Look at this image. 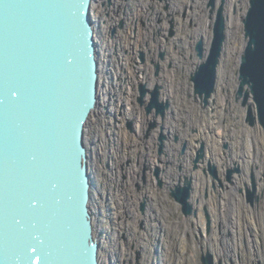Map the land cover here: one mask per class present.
<instances>
[{"label": "rangeland", "instance_id": "obj_1", "mask_svg": "<svg viewBox=\"0 0 264 264\" xmlns=\"http://www.w3.org/2000/svg\"><path fill=\"white\" fill-rule=\"evenodd\" d=\"M209 2L93 3L98 4L92 10L97 42L107 41L104 51L103 44L99 48L103 65L101 68L100 61L99 100L105 102L85 133L96 195L91 209L95 234L100 239L101 264H203L201 255L208 249L216 264H264V129L258 122H249L247 106L236 99L240 56L247 43L243 17L249 0H225L227 38L217 88L205 105L194 91L191 75L203 60L196 54L197 41L203 38L209 47L213 39L216 11L212 12ZM221 3L216 0V7ZM239 3L245 9L240 27L236 19L241 12ZM229 7L236 19L234 28L226 14ZM204 21L210 38L195 39ZM166 69L174 71V98L167 93ZM141 83L149 88L162 86L161 98L171 102L165 117L147 114L138 100ZM103 89L105 94H101ZM213 100L222 105L220 128L206 121L209 117L211 123L219 121ZM194 105L201 114H196ZM152 121L157 124L150 128ZM214 131H220L222 138L221 164L209 156L216 148L212 138L198 141L199 133L208 136ZM162 132L166 138L159 153ZM202 142L205 157L196 164ZM210 162L217 167V177L209 170ZM236 167L239 171L229 180V170ZM186 177L192 178L191 202L196 215L186 216L171 195L172 188L184 183ZM253 178L257 190L251 201ZM235 214L237 224L233 222Z\"/></svg>", "mask_w": 264, "mask_h": 264}, {"label": "water", "instance_id": "obj_2", "mask_svg": "<svg viewBox=\"0 0 264 264\" xmlns=\"http://www.w3.org/2000/svg\"><path fill=\"white\" fill-rule=\"evenodd\" d=\"M94 1L82 0L77 17L72 5L78 0H0V264H101L85 141L86 124L99 101ZM209 4L216 11L213 39L209 47L203 38L197 41L196 54L203 60L191 75L205 105L217 88L227 38L225 0L218 8L216 0ZM243 23L247 43L236 99L247 106L249 122L264 129V0H249ZM68 52L82 66L66 65ZM161 88L140 84L138 100L147 114L166 116L171 102L161 98ZM156 124L152 121L150 128ZM165 138L162 132L159 153ZM204 157L202 142L195 163ZM209 170L218 176L212 162ZM234 171L239 168L229 170V180ZM192 190L191 177L171 190L186 216L197 214ZM256 190L253 178L249 200ZM201 261L216 264L209 249Z\"/></svg>", "mask_w": 264, "mask_h": 264}, {"label": "bare ground", "instance_id": "obj_3", "mask_svg": "<svg viewBox=\"0 0 264 264\" xmlns=\"http://www.w3.org/2000/svg\"><path fill=\"white\" fill-rule=\"evenodd\" d=\"M172 2H173V0H172ZM230 2H232V0H230ZM96 6H98V4L96 3V4H94L93 5V7H92V10L94 9H97V7ZM238 9L241 11L240 12V14H239V17L238 18H236L237 19V22H239V20H241L242 19V17H243V14L245 13V9H243L241 6V4L239 3L238 4ZM230 10H231V7H229V9H228V11H226V14L227 15H229V26L231 27V28H234V20H236L234 17H232V14H231V12H230ZM206 21H204V23H202V25L200 26V29L196 32V36H195V39H199L200 37H204V38H210V34H211V31L210 30H208V28H207V26H206ZM203 26V27H202ZM239 27H240V22H239ZM104 29L106 28V26H104L103 27ZM163 35V34H162ZM103 39H105V38H103ZM107 39V38H106ZM194 39V40H195ZM106 43H107V41L106 40H103L102 41V43H100V44H103V47H102V49H101V51H104L103 49L105 48L104 46L106 45ZM99 44V43H98ZM100 44H99V47H98V49L100 48ZM238 45H240V43H238ZM243 45V44H242ZM241 45V46H242ZM174 53V52H173ZM192 55H194V54H192ZM176 58V60H177V55H173V59H175ZM101 59V57H100V52H99V65H100V60ZM167 61V60H166ZM165 61V64H167V62ZM103 67V65H102V61H101V68ZM165 75H166V82H167V93L169 94V96L171 97V98H174L172 95H171V90L173 91V84L175 83V80H174V71L173 70H169L168 71V69H166V71H165ZM149 77V76H148ZM99 83H100V77H99ZM103 83V82H102ZM101 85V84H100ZM151 85H152V83H151ZM220 88H222V87H220ZM219 88V89H220ZM103 91V92H102ZM100 93L101 94H105L106 93V91L103 89ZM101 94H100V96H101ZM176 95V94H175ZM219 96H220V94H219ZM178 99V98H177ZM212 100V99H211ZM210 100V101H211ZM104 101V100H103ZM103 101H101V100H99L98 101V104H97V106L95 107V109L91 112V115H90V119L88 120V122H87V124H86V127H90V123H92L93 121H94V118L93 117H95V118H97V115L99 114V109H100V107H102L103 106ZM172 101V100H171ZM214 101V100H213ZM105 102V101H104ZM173 102L175 103V101L173 100ZM214 102H216V104H217V109H220L219 110V112L217 111V109H215L214 111H215V114L217 113L218 114V120L219 121H217L218 122V124H216L217 122H213V123H211L210 122V117H209V119L208 120H206L207 121V124H210V125H214V127L216 126L217 128H220L221 127V119L223 118V111H222V105L219 103V101L217 102V101H214ZM194 107H195V110H196V114H201V112H200V110H199V108H198V106H195L194 105ZM96 109H98V110H96ZM199 113H198V112ZM174 113V112H173ZM151 114V113H150ZM207 115V114H206ZM210 115V114H209ZM213 117V116H212ZM169 121V120H168ZM205 124V123H204ZM85 127V133H86V128ZM169 128V127H168ZM170 132H171V134H172V132L173 131H171V130H169ZM213 131V130H212ZM219 132L220 131H218V132H215L214 131V134L213 133H211V134H209L208 136L207 135H201L200 133L198 134L199 135V138H200V140H198V141H201V139H204V138H212V140H213V142H214V146L216 147L215 149H214V151L213 152H209V156H211V157H213V159L215 160V161H217L219 164H221L222 163V161H223V159L221 158V156H220V142H221V139L222 138H220V134H219ZM223 132V131H222ZM222 137V136H221ZM193 140H195V138L193 139ZM169 146L172 148V149H174V147H175V145H174V143L172 142V141H170L169 142ZM193 147L196 149L197 148V145L195 144V145H193ZM92 173V172H91ZM202 192V190H200V192L199 193H201ZM93 194H94V199L96 198V195H95V192L93 191ZM93 194H92V197H93ZM233 218H234V220H233V222H234V224H237V223H239V221H237L236 219H237V215L235 214V215H233ZM203 217L202 216H200V222H201V224L203 225L204 223H203ZM96 226V225H95ZM237 227H239V225H237ZM96 228V227H95ZM233 228V227H232ZM236 231V230H235ZM100 240V239H99ZM187 245V244H186ZM186 245H185V247H186Z\"/></svg>", "mask_w": 264, "mask_h": 264}, {"label": "snow or ice", "instance_id": "obj_4", "mask_svg": "<svg viewBox=\"0 0 264 264\" xmlns=\"http://www.w3.org/2000/svg\"><path fill=\"white\" fill-rule=\"evenodd\" d=\"M81 3L82 0H78V2L73 3L72 7L76 9V16L78 17L80 15V7H81ZM82 27V25H81ZM64 63L66 65H68L69 67H73V66H77V65H81L82 66V62L81 59L77 56V55H73L71 52H68L65 56H64ZM15 92L12 93V95H14ZM56 185L53 183L52 184V188H55ZM32 203V201H31Z\"/></svg>", "mask_w": 264, "mask_h": 264}]
</instances>
